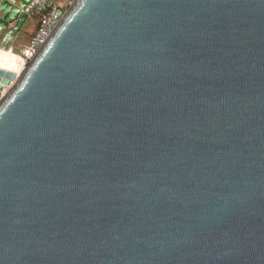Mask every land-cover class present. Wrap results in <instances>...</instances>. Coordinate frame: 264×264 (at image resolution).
<instances>
[{"label":"water","instance_id":"obj_1","mask_svg":"<svg viewBox=\"0 0 264 264\" xmlns=\"http://www.w3.org/2000/svg\"><path fill=\"white\" fill-rule=\"evenodd\" d=\"M58 13L0 100V264H264V0Z\"/></svg>","mask_w":264,"mask_h":264},{"label":"built area","instance_id":"obj_2","mask_svg":"<svg viewBox=\"0 0 264 264\" xmlns=\"http://www.w3.org/2000/svg\"><path fill=\"white\" fill-rule=\"evenodd\" d=\"M3 1H8L11 4H17L20 0H0V5ZM70 1V0H69ZM69 1L62 2L59 0H53L50 8L48 10H43L39 12L38 25L26 47L20 50L18 57L21 59L22 68L24 69L27 64L33 59L37 54L41 46L45 43L47 38L52 33L57 22L60 19L59 11H64L69 4ZM1 18V12H0ZM13 83L11 82L9 86L2 85V90L0 92V100L6 95Z\"/></svg>","mask_w":264,"mask_h":264},{"label":"crops","instance_id":"obj_3","mask_svg":"<svg viewBox=\"0 0 264 264\" xmlns=\"http://www.w3.org/2000/svg\"><path fill=\"white\" fill-rule=\"evenodd\" d=\"M64 1H69V0H64ZM39 19V17H38ZM38 19L35 23H33L34 21L32 19H27L21 26L18 34L22 31H26L28 32L29 34V37L32 35V33L34 32V30L36 29L37 25H38ZM28 44V41L25 43V44H21L19 45L20 48H19V52L20 50H22L24 47H26ZM0 54L2 55V57H0V66L2 68H8V65L6 64V62H9L11 64H15L16 61H17V57L14 59L15 63H13V55H12V48H10V50H7V49H1L0 47ZM3 61V62H2ZM9 66H12V65H9Z\"/></svg>","mask_w":264,"mask_h":264},{"label":"rangeland","instance_id":"obj_4","mask_svg":"<svg viewBox=\"0 0 264 264\" xmlns=\"http://www.w3.org/2000/svg\"><path fill=\"white\" fill-rule=\"evenodd\" d=\"M59 1L66 2L64 0H59ZM38 17L39 16L32 18V20L34 21L33 23H35L37 21ZM3 34H4V31H2V35ZM29 39H30L29 34L26 31L25 32L24 31L23 32L21 31L19 34H17L16 38L13 40V42L9 46L10 48H12V55L14 57V58H12L13 61H14V59L16 57L19 58L18 57L19 48H20L19 45L25 44L27 41H29ZM13 63H15V61Z\"/></svg>","mask_w":264,"mask_h":264},{"label":"bare ground","instance_id":"obj_5","mask_svg":"<svg viewBox=\"0 0 264 264\" xmlns=\"http://www.w3.org/2000/svg\"><path fill=\"white\" fill-rule=\"evenodd\" d=\"M1 49H3V48H1ZM0 57H2L1 54H0ZM6 64L8 65V68H2L0 66V70L6 71L8 73H12L14 75V80L12 83L14 84V81L17 79V77L21 74V72H23L21 59L18 58L15 64H11L9 62H6ZM9 65H12V66H9Z\"/></svg>","mask_w":264,"mask_h":264},{"label":"flooded vegetation","instance_id":"obj_6","mask_svg":"<svg viewBox=\"0 0 264 264\" xmlns=\"http://www.w3.org/2000/svg\"><path fill=\"white\" fill-rule=\"evenodd\" d=\"M39 16V14H37L35 17Z\"/></svg>","mask_w":264,"mask_h":264}]
</instances>
